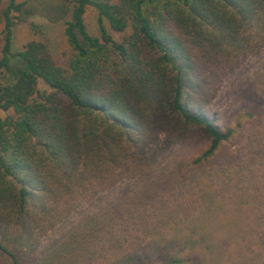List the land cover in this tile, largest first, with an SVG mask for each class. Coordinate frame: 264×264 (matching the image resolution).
<instances>
[{
    "label": "trees",
    "instance_id": "obj_1",
    "mask_svg": "<svg viewBox=\"0 0 264 264\" xmlns=\"http://www.w3.org/2000/svg\"><path fill=\"white\" fill-rule=\"evenodd\" d=\"M87 7L97 11L98 36L85 26ZM33 12L17 0L0 10V264H41L47 234L83 204L101 211L100 195L141 180L192 130L208 140L190 163L196 167L226 144L252 139V126L264 127V74L254 109L240 107L233 124L191 110L204 107L200 99L236 70L235 61L264 52V0H62L43 14L50 22L68 16L62 62L40 40L13 51L14 26ZM109 30L130 33L117 41ZM246 157L232 161L235 180L245 176ZM92 228L75 238L90 240ZM250 236L235 264H264V223ZM159 248L151 264L204 257L191 242Z\"/></svg>",
    "mask_w": 264,
    "mask_h": 264
},
{
    "label": "rangeland",
    "instance_id": "obj_2",
    "mask_svg": "<svg viewBox=\"0 0 264 264\" xmlns=\"http://www.w3.org/2000/svg\"><path fill=\"white\" fill-rule=\"evenodd\" d=\"M61 1L17 0L26 3V8L34 10V14L14 26L13 51L33 39L40 40L46 43L56 61L64 60L68 54L64 36L68 16L56 22L43 16ZM5 5L6 0H0V10ZM84 22L90 35L98 36L94 8L87 7ZM31 23L40 26L36 35ZM2 28L0 21V32ZM109 31L117 41L130 33V30L122 34ZM234 66L235 71L200 99L204 104L202 109L191 107L193 112L200 111L215 119L221 127L232 123L240 107L254 109L255 85L260 79L256 78L264 74V52L253 51L235 61ZM5 116L0 111V118ZM262 129L252 126L248 132L252 139L248 140L247 135L242 143L226 144L218 158L196 167L190 163L206 150L208 140L200 130H192L161 156L141 180L124 182L109 194L100 195L102 204H96L101 205V211L83 204L56 232L47 234L41 242V264L43 257L45 264H151L148 258L158 255L159 247L189 242L199 248L200 259L204 256L199 261L201 264H235L241 252L240 243L253 239L250 233L264 223V140L255 142L259 131L263 133L257 139L263 138ZM241 153L248 156L239 166L245 168V176L235 180L236 166L232 161ZM221 186L230 192L237 187L242 191L240 196L233 197L222 191ZM97 216L107 218L98 227L97 223H89L90 218ZM92 227L95 232L90 240L83 242L75 238Z\"/></svg>",
    "mask_w": 264,
    "mask_h": 264
},
{
    "label": "crops",
    "instance_id": "obj_3",
    "mask_svg": "<svg viewBox=\"0 0 264 264\" xmlns=\"http://www.w3.org/2000/svg\"><path fill=\"white\" fill-rule=\"evenodd\" d=\"M13 34H14V31H13ZM13 43H14V39H13V42H12V47H13Z\"/></svg>",
    "mask_w": 264,
    "mask_h": 264
}]
</instances>
